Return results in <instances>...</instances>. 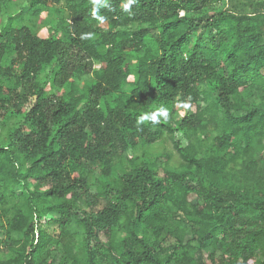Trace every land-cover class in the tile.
Here are the masks:
<instances>
[{
    "label": "trees",
    "instance_id": "obj_1",
    "mask_svg": "<svg viewBox=\"0 0 264 264\" xmlns=\"http://www.w3.org/2000/svg\"><path fill=\"white\" fill-rule=\"evenodd\" d=\"M125 2L0 0V264H264V0Z\"/></svg>",
    "mask_w": 264,
    "mask_h": 264
},
{
    "label": "clouds",
    "instance_id": "obj_2",
    "mask_svg": "<svg viewBox=\"0 0 264 264\" xmlns=\"http://www.w3.org/2000/svg\"><path fill=\"white\" fill-rule=\"evenodd\" d=\"M138 0H126L123 4V10L125 12H131L132 6L136 4ZM92 8H91V17L101 23L106 19L104 16L100 15L101 7H108V0H91ZM90 34H83L81 39H89ZM183 108L187 109L190 107L189 103H183L181 105ZM163 117L164 119L168 118V109L165 107L158 108L153 113H145L138 117L137 124H143L145 121H151L152 123H158L159 118Z\"/></svg>",
    "mask_w": 264,
    "mask_h": 264
},
{
    "label": "rangeland",
    "instance_id": "obj_3",
    "mask_svg": "<svg viewBox=\"0 0 264 264\" xmlns=\"http://www.w3.org/2000/svg\"><path fill=\"white\" fill-rule=\"evenodd\" d=\"M232 5H234V3H228V7H231ZM237 5H243V6H245L244 7V10L247 11V12H252L254 10H258L257 2L248 3L249 6L237 2ZM40 33L43 34V35H46L47 32L45 30H41ZM157 150L160 151V152L161 151H167L168 153L171 154L173 161H176L177 160V154L172 149L170 142H167L164 146H159L157 148Z\"/></svg>",
    "mask_w": 264,
    "mask_h": 264
}]
</instances>
